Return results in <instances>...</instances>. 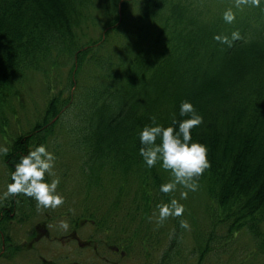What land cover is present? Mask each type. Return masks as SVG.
<instances>
[{
  "label": "trees",
  "instance_id": "1",
  "mask_svg": "<svg viewBox=\"0 0 264 264\" xmlns=\"http://www.w3.org/2000/svg\"><path fill=\"white\" fill-rule=\"evenodd\" d=\"M229 7L236 11L232 23L223 19ZM234 30L242 38L231 47L214 39ZM31 74L44 79L46 105L26 131L19 126L12 133L10 120H18L16 105ZM185 99L204 117L192 135L208 145L211 161L188 196L196 204L210 201L213 222L208 232L191 225L189 246L180 221L189 220L192 209L161 221L157 208L172 198L182 203L184 186L161 192V183L172 179L169 171L147 167L139 153L140 129L152 116L165 126L174 117L185 119L179 114ZM58 131L75 135L69 146L83 161L85 206L72 223L90 224L94 235L102 231L100 244L109 236L120 242L121 257L182 264L185 252L187 263L202 264L219 229L228 237L245 232L264 255V3L0 0V140L8 148L0 160L9 182L19 157L38 143L49 147ZM39 208L22 193L3 199L4 242L13 245L17 217L30 220ZM153 228L170 237L157 263Z\"/></svg>",
  "mask_w": 264,
  "mask_h": 264
},
{
  "label": "rangeland",
  "instance_id": "2",
  "mask_svg": "<svg viewBox=\"0 0 264 264\" xmlns=\"http://www.w3.org/2000/svg\"><path fill=\"white\" fill-rule=\"evenodd\" d=\"M98 35L101 36V32ZM58 78L60 81L62 80L61 76H58ZM46 80L49 81L50 79L47 78ZM51 82L56 83L57 79L55 78ZM24 92L21 102L16 105L18 120L13 118L10 120V131L12 133H17L19 126L26 131L46 105L48 96L41 75L31 74V79L27 82ZM70 135L75 137L73 134L58 131V138L52 140L49 144V150L58 154L54 172L49 177L50 179L55 176L60 177L59 190L66 197L64 204L55 209L40 207L37 215L30 220L23 219L24 221H20V218L17 217L12 224L11 239L13 245L9 246V243L4 242L0 234V264H143L142 259L138 256L131 259L121 257V243L112 239L111 236L105 244H100L99 240L104 236L102 231L94 235L93 227L89 225V227L85 226L79 230L77 229V232L76 230L72 231L73 227L70 220L68 221V229H63L60 226V221L65 220L60 217L62 213L68 210H77L75 219L81 213L78 207L85 206V204H81V200L86 193L84 188L86 184L85 177L81 171L83 161L81 154L76 152L78 150L69 146ZM0 147H4L2 140H0ZM9 177L8 168L0 160V202L10 197V195L3 196V192L9 183ZM93 192H96V190ZM178 195L182 197L181 193H178ZM195 201L196 199L188 195L187 198L182 199V203L188 209H192H189V220L187 221L190 226L194 225L197 230L208 232L213 229V222L210 218L212 209L210 201L204 198L202 200L203 205L201 203L196 204ZM115 213L121 214V212ZM18 216H22V213ZM158 224V222H155L154 225L157 226ZM154 225L153 227H155ZM43 229L48 230L50 237H48L47 231L42 232ZM153 229L158 243L157 250L155 249L153 252L152 260L157 263L161 260L163 243L169 240L170 237H165L163 234L158 233L155 228ZM165 231H170V226H167ZM73 233L77 234L74 236L76 238H72ZM187 233L185 240L189 246V244H192L189 237L192 233L191 227L187 228ZM217 234L219 236L211 240V251L206 255L202 264H226L230 262L248 264L250 260H253L256 264H264V255L260 252V255H258L256 252L258 247L255 246L256 244L252 241L250 235L242 232L228 237L223 229H219ZM48 238L58 241L61 246L47 243ZM137 244H141L140 240H137ZM15 247H18V251L12 254ZM183 254L184 256L180 257L182 264L184 262L185 264L196 263V261L187 263L186 260L189 257L186 256L185 252Z\"/></svg>",
  "mask_w": 264,
  "mask_h": 264
},
{
  "label": "clouds",
  "instance_id": "3",
  "mask_svg": "<svg viewBox=\"0 0 264 264\" xmlns=\"http://www.w3.org/2000/svg\"><path fill=\"white\" fill-rule=\"evenodd\" d=\"M236 7L253 4L259 7L264 0H235ZM223 19L232 23L236 19V11L232 7L225 9ZM239 30H234L231 36L217 33L214 39L232 46L233 42L241 39ZM179 114L185 119L173 118L172 122L165 126L157 122V117L152 116L150 123L145 124L139 131V153L147 167L157 164L169 171L172 179L161 183L159 190L163 193L173 192L178 185L184 186L181 192L183 198H187L188 191H196L199 187V177L205 169L211 166L208 158L209 147L198 139H194L192 129L201 125L203 115L196 109L191 100H183L180 103ZM7 147H0V152L6 153ZM56 154L49 150L45 143H38L21 155L14 165L11 180L7 184L3 196L24 194L36 201L37 207L55 209L64 204L66 197L59 190L60 177L52 179L56 164ZM159 219L162 221L168 216H182L185 205L180 200L172 198L168 202L157 205ZM180 225L189 228L186 219H181ZM63 229L69 228L68 221L61 220Z\"/></svg>",
  "mask_w": 264,
  "mask_h": 264
},
{
  "label": "flooded vegetation",
  "instance_id": "4",
  "mask_svg": "<svg viewBox=\"0 0 264 264\" xmlns=\"http://www.w3.org/2000/svg\"><path fill=\"white\" fill-rule=\"evenodd\" d=\"M44 231H47V229L46 230H42V232H44ZM75 235H77L76 233H73L71 236H72V238H76V237H74ZM48 236H49V234H48Z\"/></svg>",
  "mask_w": 264,
  "mask_h": 264
}]
</instances>
